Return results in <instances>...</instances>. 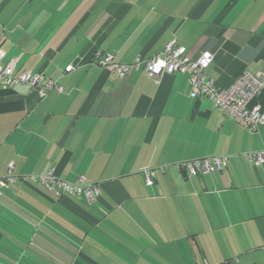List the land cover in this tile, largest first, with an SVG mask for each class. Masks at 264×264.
<instances>
[{
    "label": "crops",
    "instance_id": "obj_1",
    "mask_svg": "<svg viewBox=\"0 0 264 264\" xmlns=\"http://www.w3.org/2000/svg\"><path fill=\"white\" fill-rule=\"evenodd\" d=\"M173 41L227 88L264 70V0H0L3 62L62 86L0 87V176L97 183L94 202L20 180L0 199V264H264V126L248 131L188 74L117 79L90 61L150 58ZM75 68L65 72V67ZM264 110V86L247 108ZM226 155L190 176L180 161ZM156 170L146 186L142 170Z\"/></svg>",
    "mask_w": 264,
    "mask_h": 264
},
{
    "label": "built area",
    "instance_id": "obj_2",
    "mask_svg": "<svg viewBox=\"0 0 264 264\" xmlns=\"http://www.w3.org/2000/svg\"><path fill=\"white\" fill-rule=\"evenodd\" d=\"M3 57L4 52L0 49V87L12 88L27 85L36 91L39 98L45 97L51 91L62 92L63 88L57 80L40 72L16 73L15 59L3 62ZM90 61L105 70L115 72L117 79L138 70L155 79L163 74L186 73L192 98L211 99L221 112L248 131H257L264 126V110H260L259 106L247 108L250 99L258 95L264 86V70L243 71L230 86L220 88L205 75L206 68L212 62V55L203 52L199 58L193 59L187 55L184 46H176L173 41L168 42L160 53L150 58L137 56L132 62L119 63L114 61L111 53L103 54L95 51ZM74 68L73 64H69L65 67V72H70ZM247 157L254 166H259L264 163V149L248 152ZM227 160L226 155L203 156L177 162L175 167L190 176H195L220 170L227 165ZM11 170L12 163L9 164L8 174L0 176V199L4 189L16 186L20 180L38 184L56 196L62 194L83 196L87 202H94L100 193L97 183L85 182L83 177H79L76 182H68L57 177L51 170L43 174H30L26 177H17L12 174ZM155 173L156 170L153 168L142 170L146 186L153 184ZM198 264L208 263L201 261Z\"/></svg>",
    "mask_w": 264,
    "mask_h": 264
}]
</instances>
